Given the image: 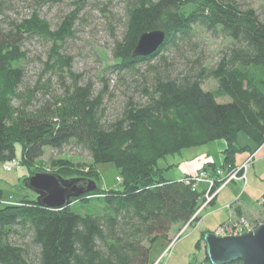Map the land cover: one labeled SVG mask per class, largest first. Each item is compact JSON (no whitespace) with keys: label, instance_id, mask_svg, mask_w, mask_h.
<instances>
[{"label":"trees","instance_id":"16d2710c","mask_svg":"<svg viewBox=\"0 0 264 264\" xmlns=\"http://www.w3.org/2000/svg\"><path fill=\"white\" fill-rule=\"evenodd\" d=\"M85 2L77 0V8L57 28L37 9L8 26L0 21V161L16 159L17 143L24 165H35L48 146L72 143L94 162L86 166L58 157L51 160L54 170L49 172L67 179L83 177L97 186L61 209L29 197L6 203L0 188V264H152L154 244L159 238L169 240L190 222L207 190L203 184L193 187L198 172L167 178L173 165L160 167L159 160L224 139L223 161L211 159L198 168L218 177V168L239 165L241 151L264 144V8L259 11L236 0H121L123 13L112 19L121 22L122 31L97 91L93 81H84L75 71L74 56L64 51L67 39L76 35ZM160 29L166 31V40L159 50L133 56L140 36ZM199 29L231 40L215 64L191 42ZM31 38L50 44L44 62L50 77L42 85L43 97L38 87L25 84L24 42ZM186 41L192 55L180 47ZM171 45L177 47L172 56ZM103 55L107 58L108 52ZM108 74H120L124 94L120 111L111 118L104 105L112 80ZM54 77L58 88L49 83ZM207 78L218 81L216 90H204ZM242 132L249 138L246 143L239 141ZM101 162L115 164L121 189L99 187ZM38 170L45 171L28 173ZM92 199L109 210H73V204Z\"/></svg>","mask_w":264,"mask_h":264},{"label":"rangeland","instance_id":"374dc122","mask_svg":"<svg viewBox=\"0 0 264 264\" xmlns=\"http://www.w3.org/2000/svg\"><path fill=\"white\" fill-rule=\"evenodd\" d=\"M236 1L240 2L243 6L252 5L254 8H258L259 11H262L264 8V0ZM0 4V21L6 26L13 21H19L24 17H29L33 10L37 9L40 14L51 23L53 28H57V26L63 22V19L77 8V0H0ZM122 6L123 3L121 0H86L81 6L76 19V35L66 41L67 43L64 51L74 56L75 71L82 74L84 81H93L97 91L102 88L103 83H101L100 76L105 74L103 72L105 65L107 62H113L111 49L115 44L117 35L121 34L122 29L121 22H118L117 20L114 21L112 16L123 13ZM190 39L191 42H194L200 53L205 52L209 58L208 63L210 64H215V62L221 58L223 51L231 44V40L228 37L218 34L212 35L204 29L196 30ZM24 44V47L28 52V60L25 64L27 71L25 84L29 87H38L36 92L39 97H43L46 87L43 88L42 85L46 82L48 83L50 77L49 73H44V62L48 58L50 44L43 39L41 40L37 38L27 39ZM188 44L187 41L182 42L180 47L186 48L188 54L192 55L193 50L188 48ZM176 51L177 47L171 45L170 56L175 55ZM107 52L108 56L106 58L103 54H107ZM119 75L108 74L109 78L112 79L110 80L111 85L106 92L107 95L104 101V105L107 108L106 115L108 118L115 116L123 105L124 94L122 92L123 87L121 82L118 83ZM49 83H51L54 88H58L55 77ZM116 86H118V88ZM217 87L218 81L212 78H207L203 84L204 90H216ZM228 99V97L218 98L219 101H227ZM219 141L225 142L224 139H218L210 141L207 144L197 145V147H187L181 152H176V154L166 155L165 158L159 160L158 165L166 168L168 164H173V172L178 173L181 171L184 172L185 170H188V168L197 170L198 163L201 164L210 157L208 152L216 154L218 161H221L222 157L219 153L222 148L221 144L218 143ZM239 141L246 143L249 141V138L242 132ZM45 150V154L37 158L35 165H24L19 162L23 152L21 144L17 143L16 160L6 161L9 165L17 164V166L9 171L6 169L5 163L0 161V188L3 190L4 201L6 203L16 202L24 197H29L30 199L38 198V195L24 184V180L27 178L26 176L29 175L28 172L30 169H33L34 171L37 169H43L47 172L54 170L51 160L57 159L58 157L73 160L76 164L83 163L86 166H89L94 162L89 153L82 152L72 143L58 149H53L48 146ZM97 169L100 171L98 183L101 189H121L123 187L122 182L117 177L119 173L118 169H116L113 162L98 163ZM200 170L201 169H199L198 172ZM169 172L170 170H167L165 175L170 174ZM251 173L252 168L250 169V174ZM227 175L229 176V172ZM225 183L226 179L220 176L215 180L214 185L219 189L221 185L228 184ZM222 193L223 191L219 195L220 199ZM72 208L81 214H104L105 211L109 210V207L105 203H101L96 199L82 203H75ZM209 209L210 208L204 210L202 214ZM244 217L251 224V227H255L256 224L264 221V213L256 222H252L251 219L246 216ZM207 221L206 223L211 226L209 228L212 231H216L217 226L215 225L218 218L210 217ZM198 222L199 219L197 218L194 223L190 222L189 226L185 225L186 227L184 226L181 228V236L175 241V244L170 249L171 241L175 239L180 232L177 230L173 232L169 240L159 238L156 244L152 247L150 253L151 260L158 261L161 256H165V259L169 260L173 254L181 251V254H178L180 257L184 253L190 254H188L186 258L182 257L181 259H177L178 255H175L170 261L172 264H211L205 259V254L203 255V251H200L197 246V240L201 237L204 228H206L204 223L200 225ZM180 240H183V243L180 245V248H176ZM168 249L169 252L166 253ZM157 257H159L158 260H156Z\"/></svg>","mask_w":264,"mask_h":264},{"label":"water","instance_id":"95a60500","mask_svg":"<svg viewBox=\"0 0 264 264\" xmlns=\"http://www.w3.org/2000/svg\"><path fill=\"white\" fill-rule=\"evenodd\" d=\"M165 40L166 31L163 29L143 33L133 56H150ZM24 184L38 195V203L52 209L67 207L72 197H81L97 187L93 181L83 177L67 179L61 174L42 170L28 175ZM204 240L212 264H228L235 260H242L243 264H264V221L241 234L208 232Z\"/></svg>","mask_w":264,"mask_h":264},{"label":"crops","instance_id":"0c3cea01","mask_svg":"<svg viewBox=\"0 0 264 264\" xmlns=\"http://www.w3.org/2000/svg\"><path fill=\"white\" fill-rule=\"evenodd\" d=\"M218 143L221 144V150H220V156L222 157L221 161H218V157L214 153L208 152L210 155L209 158L213 159L217 164H220L223 159L224 155L222 154L223 150L226 148L227 143L226 141H219ZM256 152L255 157L251 161V166L249 167L247 174H248V180L247 183L244 184L240 181H231L230 183L223 185L221 190L218 192V194L215 196V199L211 202V204H208L204 207L202 212L200 213V220L198 223L205 224V227L203 231L212 232V230L209 228L210 224H207L206 221L210 217L218 218V221L216 222L218 226L222 225V223L229 222V221H235L239 219L240 217H248L251 219L252 222H256L260 217H262V214L264 213V205H262V202L264 201V144L253 150L252 152H248L247 150L241 151V154L237 156V164L241 165V162L248 159L252 153ZM173 165V164H168ZM200 166V163H198V168ZM252 168V173L250 174V169ZM170 174L166 175L167 178H170L172 180L182 179L183 175L187 173L188 171L191 172H198V169H190L185 170L184 172H173L174 169L171 167ZM223 191L221 195V199L219 195ZM224 197V198H223ZM212 205V206H211ZM207 210L204 214L203 211ZM207 218V219H206ZM208 222V221H207ZM200 239V238H199ZM198 239V240H199ZM197 240V241H198ZM199 242V241H198ZM197 246L200 251H203V255L205 254L206 259V243L205 240L202 242L201 245ZM183 243V240H180V242L177 244L176 248H180V245ZM181 254V251L176 252L173 254L169 260L165 259V256L159 255L156 260L158 261H152V264H172L170 261L175 256ZM190 253H184L181 255V257L178 255L177 259H181L182 257L186 258L187 255Z\"/></svg>","mask_w":264,"mask_h":264},{"label":"built area","instance_id":"2783aa9c","mask_svg":"<svg viewBox=\"0 0 264 264\" xmlns=\"http://www.w3.org/2000/svg\"><path fill=\"white\" fill-rule=\"evenodd\" d=\"M255 155H256V152L252 153L248 159L241 162V165L239 164L238 166H232L230 164L227 167L218 168L216 171L217 175H219L218 177L221 176L224 179H226V183H229L231 181H240L246 184L248 180L247 169L249 165L251 164L250 162L255 157ZM209 160H211V158H208V160H205V161H209ZM16 166L17 164L9 165L8 163L5 162V167L9 171L13 170ZM228 172H229V176L227 175ZM218 177L212 176L204 170H200L197 173L196 177L194 178L195 183L193 184V187L198 188L199 184H203L205 185V187H207V190L204 194L205 198H204L202 205L200 206V209L190 219V222L194 223L195 220H197V218H200V212L204 209L206 205L211 204V202L215 199V196L218 194V192L223 187V185H221L219 189L217 188L214 189L215 187L214 182ZM118 179L121 181L119 177ZM190 222L186 226H189ZM252 228L254 227H251V224L247 221V219H245V217H240L239 219L235 221L233 220V221L226 222L225 224H222V226L218 227L217 230L214 232L217 233L218 235H234V234H241L244 231L252 229ZM181 233L182 231L180 232L178 236H176L175 239L171 241L172 243L170 244L169 249L175 244V241L178 240ZM169 249L166 251V253L169 252Z\"/></svg>","mask_w":264,"mask_h":264}]
</instances>
